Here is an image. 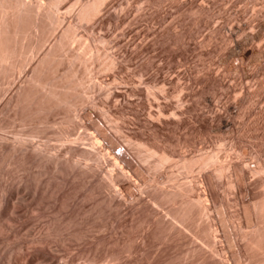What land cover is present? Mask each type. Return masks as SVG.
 Instances as JSON below:
<instances>
[{
  "label": "rangeland",
  "instance_id": "374dc122",
  "mask_svg": "<svg viewBox=\"0 0 264 264\" xmlns=\"http://www.w3.org/2000/svg\"><path fill=\"white\" fill-rule=\"evenodd\" d=\"M22 1L33 6L44 30L20 36L14 69L0 75V264H248L239 226L250 230L254 222L246 221L244 207L252 210L264 193L257 170L264 169V0H104L90 22L78 13L92 0H55L52 7V0ZM49 9L56 24L43 19ZM69 25L80 41L59 53ZM50 48L59 65L45 76L55 85L72 72L79 83L70 91L75 106L16 112L15 93ZM81 50L89 59L70 63ZM63 83L56 89L64 91ZM87 127L107 138L100 159L88 145ZM110 144L123 170L105 154ZM140 144L177 161L216 155L228 168L221 175L199 164L190 173L176 165L154 171L155 158L144 162ZM84 149L94 150L98 161H81ZM170 173L175 182H191V196L207 210L206 220H192V236L166 228L161 218L169 205L153 207L158 190L173 184ZM205 221L219 257L202 237L194 239L192 231Z\"/></svg>",
  "mask_w": 264,
  "mask_h": 264
},
{
  "label": "bare ground",
  "instance_id": "6f19581e",
  "mask_svg": "<svg viewBox=\"0 0 264 264\" xmlns=\"http://www.w3.org/2000/svg\"><path fill=\"white\" fill-rule=\"evenodd\" d=\"M49 1V0H48ZM75 1V0H74ZM106 1V0H105ZM111 1V0H110ZM51 2V1H49ZM60 2V0H59ZM104 2V0H92L90 2H87V3H83L80 7V10H79V13H78V17L81 21H88L91 17H94L96 11L100 10V7L99 5H101V3ZM107 2V1H106ZM43 3V2H42ZM39 4V3H38ZM47 4H50L52 7L53 5L56 4V1L55 0H52L51 3H48ZM58 4V3H57ZM37 5V4H36ZM43 6V5H41ZM47 6V5H46ZM102 6V5H101ZM104 6V5H103ZM102 6V7H103ZM109 6V5H108ZM48 7V8H50ZM59 7V5H58ZM35 8H37L35 6ZM38 9V8H37ZM40 9V8H39ZM38 9V10H39ZM79 9V8H78ZM43 11L46 10L45 8L42 9ZM70 10V9H69ZM68 10V11H69ZM42 11V12H43ZM53 11V10H52ZM58 11V10H57ZM71 11V10H70ZM34 12H35V9L33 8V6H31V4L25 2V1H22V0H0V75H5L7 72L6 71H9V68L12 67L14 65V61L15 60L14 58L17 56V55H20V53H18L17 51V43H18V40L20 39V36L21 38L23 39V36L27 37L28 35H32L29 34V32L32 31V29H37V25H38V20L35 19L33 16H34ZM73 12V11H72ZM56 13V12H55ZM36 14V13H35ZM99 14V12H98ZM97 14V15H98ZM56 15V14H55ZM38 16V14H37ZM42 16V15H41ZM39 17V16H38ZM54 15L52 14V12L49 10H47L45 13H44V17L43 19L45 18V22L47 20V22L49 21V23H57L58 21H56L54 18ZM59 17V16H58ZM77 17V16H76ZM40 21V19H39ZM80 21V23H81ZM90 22V20H89ZM87 22V23H89ZM42 23V22H41ZM48 23V24H49ZM78 23V22H77ZM45 24V23H44ZM47 24V25H48ZM53 24H49L48 26H52ZM82 24V23H81ZM40 25V23H39ZM43 25V24H41ZM73 25V24H72ZM77 25V24H76ZM83 25V24H82ZM54 26V25H53ZM78 26V25H77ZM76 26V27H77ZM43 27V26H42ZM47 27V26H46ZM57 27V26H56ZM66 27V26H65ZM75 27V26H74ZM40 26L38 27V30H39ZM52 28V27H51ZM54 28V27H53ZM78 28V27H77ZM35 29V30H36ZM43 29V28H40V30ZM65 29V28H64ZM28 30V31H27ZM31 30V31H29ZM44 30V29H43ZM42 30V31H43ZM50 30V29H49ZM53 30V29H52ZM28 32V34H27ZM39 32V31H38ZM50 32V31H49ZM61 32V31H60ZM79 32V31H78ZM37 33V32H36ZM40 33L42 34V32L40 31ZM45 34V33H44ZM44 34H42V36H44ZM27 35V36H26ZM35 35V34H34ZM38 35V34H37ZM48 35V34H46ZM45 35V36H46ZM50 35V34H49ZM52 35V33H51ZM74 35H77V34H74V29L72 27H70V25L67 27V29L64 30V32L61 33L60 37H59V40H58V43L56 45V51H64L63 48H65L67 45H69V43L73 40H76L77 41H80L79 39H75L76 36ZM51 37V36H50ZM49 37V38H50ZM28 38V37H27ZM31 38V37H30ZM29 38V39H30ZM41 40H42V37H40ZM40 38H38L40 40ZM44 38V37H43ZM47 38V37H46ZM81 38V37H80ZM83 38V37H82ZM81 38V39H82ZM24 40V39H23ZM22 40V41H23ZM28 40V39H27ZM38 40V42H40ZM44 40V39H43ZM32 41L34 42V40L32 39ZM46 41V39L44 40ZM42 42V41H41ZM19 43H21V40L19 41ZM28 43V42H27ZM36 43V42H35ZM81 43V42H80ZM84 43V42H83ZM33 44V43H32ZM44 44L43 42L41 43V45ZM19 45V44H18ZM39 45V44H38ZM40 45V46H41ZM85 45V44H84ZM88 45V44H87ZM37 46V45H36ZM44 46V45H43ZM52 46V45H50ZM71 46V45H70ZM68 46V49L69 47ZM80 45L78 44V47ZM23 47V46H22ZM28 47V46H26ZM42 47V46H41ZM40 47V48H41ZM84 47V46H83ZM89 46L84 47L86 50L88 49V51L90 52L91 50H89L88 48ZM32 49V47H30ZM39 48V49H40ZM44 48V47H42ZM80 48V47H79ZM78 48V49H79ZM83 48V49H84ZM23 49V48H22ZM21 49V50H22ZM26 49V48H25ZM49 49V48H48ZM51 51H47L45 52V54L42 56V58L40 60H38V64H36V66H34V68L31 70V75H29L30 77H28L26 83L25 84V87H23L22 89H20V91H18V93H15L17 94L16 97L14 98V101L12 102V106L11 108H15V111L20 108H30L31 106L34 105V107L36 108V112H39V113H42L44 110L46 109H51L53 107V109L55 107H61L62 105H69V106H72L73 105V96L71 95L70 91L72 92V90L75 88H77V86L79 85V83L73 81V79L75 78H71V75H72V72L70 74H67V75H63L61 76L63 81H65V84L63 82H61L62 80H57L56 79V82L58 81V83H63L65 87H62L64 88V91H59L56 89V87L58 86V83L54 85V83L50 82L51 80L48 79L47 76H45V70H47L48 72L52 69V68H55V66L58 64L59 65V58H58V61H57V56H56V51H52L53 49L50 48ZM55 49V48H54ZM82 49V48H81ZM91 49V48H90ZM96 49V48H95ZM94 49V50H95ZM67 50V49H66ZM84 51L86 52V54L83 52V50H81L84 55H82L83 53L82 52H79L78 54H75L73 57L71 56V62L72 63L73 61H79V63H81L80 61H87L88 59L84 58V56L88 55L87 51ZM93 50V49H92ZM98 50V49H97ZM20 51V50H19ZM26 52L28 50H25ZM33 51V50H32ZM72 51V50H70ZM69 51V53H70ZM24 51H22L23 53ZM41 52V50H40ZM67 52V51H66ZM65 52V53H66ZM76 52V51H74ZM98 52V51H97ZM30 53V51H29ZM33 54V52H31ZM34 53H38V50L37 52H34ZM56 53V54H55ZM60 53V52H59ZM68 53V52H67ZM68 53V54H69ZM91 53V52H90ZM97 54H100V53H97ZM96 54V55H97ZM103 54V53H102ZM25 55V53H24ZM23 55V56H24ZM61 55V54H60ZM93 55V54H92ZM32 57V56H31ZM67 57V56H66ZM89 57V56H88ZM94 57V56H93ZM100 57V56H99ZM103 57V56H102ZM20 58V57H19ZM22 58V57H21ZM20 58V59H21ZM25 58V56H24ZM30 58V57H29ZM33 58V57H32ZM61 58V57H60ZM65 58V57H64ZM97 58V57H96ZM95 58V59H96ZM93 59V58H92ZM98 59V58H97ZM103 58H101L102 60ZM107 59V58H106ZM24 60V59H23ZM32 60V59H31ZM30 60V61H31ZM62 60V59H61ZM104 60H105V56H104ZM110 60V58H109ZM64 61V60H63ZM96 62H98L96 60ZM112 62V61H110ZM13 63V64H12ZM104 63V62H103ZM108 63V62H107ZM115 64V61L113 62ZM113 63H109L108 64V68L107 70L109 69V65L113 64ZM12 64V66H11ZM19 64V63H18ZM61 64V63H60ZM74 65V63H72ZM90 62L87 64L89 65ZM105 64V63H104ZM103 64V65H104ZM30 64H28L29 66ZM84 65V64H83ZM107 65V64H106ZM20 66V65H19ZM81 66V65H80ZM85 66V65H84ZM73 67V66H71ZM87 67V66H86ZM104 67V66H103ZM13 68V67H12ZM10 68V69H12ZM17 68V67H15ZM20 68V67H19ZM67 68V67H66ZM75 68V67H74ZM84 68V67H83ZM101 68V67H100ZM111 68V67H110ZM14 69V68H13ZM85 69V68H84ZM88 69V68H87ZM105 69H106V66H105ZM67 70V69H66ZM83 70V69H82ZM13 71V70H11ZM16 70H14L13 72H15ZM19 71V70H18ZM53 71V70H51ZM56 71V70H55ZM73 71V70H72ZM85 71V70H84ZM90 71V70H89ZM102 71V70H101ZM27 72V71H26ZM70 72V71H69ZM77 72V70L75 71ZM9 73V72H8ZM50 73V72H49ZM64 73V72H63ZM47 74V73H46ZM57 74V73H56ZM59 74V73H58ZM66 74V73H65ZM76 74V73H74ZM73 74V76H75ZM50 75V74H48ZM82 75H84L82 73ZM85 75H86V71H85ZM57 76V75H56ZM72 76V77H73ZM81 76V75H80ZM89 77V75H87ZM85 76V77H87ZM25 77V76H24ZM54 77V76H53ZM77 77V76H76ZM7 78V77H6ZM51 78V77H50ZM2 79V78H1ZM0 79V80H1ZM76 79V78H75ZM85 79V78H84ZM55 80V79H54ZM52 80V81H54ZM78 80V79H77ZM82 80V79H81ZM85 81H89V80H85ZM81 82V81H80ZM11 84V83H10ZM82 84V82L80 83V85ZM86 84V82L84 83ZM82 84V85H84ZM15 86V85H14ZM13 86V87H14ZM56 86V87H55ZM63 86V85H62ZM21 87V86H20ZM79 87V86H78ZM82 87V86H81ZM85 87V86H84ZM13 89V88H12ZM11 89V90H12ZM81 88H79L80 90ZM77 90V89H76ZM83 91V90H82ZM75 92V91H74ZM73 94V93H72ZM76 95V94H75ZM11 96V95H10ZM15 96V95H14ZM12 96V97H14ZM11 97V101H12V98ZM5 101H9V98L8 100H5ZM84 100H82L83 102ZM10 102V101H9ZM9 104V103H8ZM7 105V104H6ZM78 105V104H77ZM75 105H73L74 107ZM6 107V106H5ZM8 107V106H7ZM10 107V106H9ZM22 107V108H21ZM13 108V109H14ZM17 108V109H16ZM33 108V107H32ZM62 108V107H61ZM76 108V107H75ZM73 108V109H75ZM78 108V107H77ZM19 109V110H20ZM27 109V110H28ZM31 109V108H30ZM10 110V108H9ZM12 110V109H11ZM18 110V111H19ZM26 110V111H27ZM23 111V110H22ZM31 111V110H30ZM32 111H35V109ZM13 112V111H12ZM17 112V111H16ZM15 112V114H16ZM28 112V111H27ZM25 112V113H27ZM46 112V111H45ZM29 113V112H28ZM33 113V112H31ZM35 113V112H34ZM33 113V114H34ZM14 114V115H15ZM23 114V113H22ZM31 114V115H33ZM38 114V113H36ZM43 114V113H42ZM68 114V113H67ZM25 115V114H24ZM23 116V115H22ZM28 116V114H27ZM67 117V116H66ZM31 118V117H29ZM23 119V118H22ZM21 119V120H22ZM24 119L26 120L27 118L24 117ZM90 119V118H89ZM89 121V120H88ZM95 123V122H94ZM98 125V124H97ZM95 125V131L100 129L98 128L99 126ZM93 127H87L85 128L87 132H89L90 134H87V136L89 135L91 137V139L89 140L90 144H88L90 146L91 149H94L96 152L97 150H99L100 148V144H101V139L102 137H99L101 135H94L95 132H91V129ZM93 128V129H94ZM85 131V132H86ZM102 131V130H101ZM31 132V131H30ZM97 132V131H96ZM100 132V131H99ZM98 133V132H97ZM96 133V134H97ZM101 133V132H100ZM29 136L30 137H33V134L31 133V135H27V137ZM24 137V136H23ZM34 138V137H33ZM83 138V137H82ZM87 138V137H86ZM89 138V137H88ZM28 139V138H27ZM35 139V138H34ZM107 138L103 137V141L106 140ZM17 140V139H16ZM21 141V139H19ZM18 140V141H19ZM25 140V139H24ZM23 140V141H24ZM29 140V139H28ZM81 140V138H80ZM78 140V141H80ZM85 140V139H84ZM87 140V141H88ZM17 141V142H18ZM26 141V140H25ZM24 141V142H25ZM32 141V140H30ZM29 141V142H30ZM82 141V140H81ZM73 142V141H72ZM85 142V141H84ZM83 142V143H84ZM107 142V141H106ZM23 143V142H22ZM20 143H18L17 145H19ZM24 144V143H23ZM33 144V143H32ZM16 145V144H15ZM34 145V144H33ZM84 145V144H83ZM146 145V143H145ZM11 146V145H10ZM22 146V145H21ZM20 146V147H21ZM114 146L115 145H112L110 144L108 147H105L103 150H105V154L108 155V157H110V160H112L113 162V165L112 166H117L120 168V170H123L124 168L121 166V163L120 161H122L120 158H118L115 154H112V151L115 150L114 149ZM1 147V146H0ZM13 147V146H12ZM11 147V148H12ZM16 146H14L15 148ZM18 147V146H17ZM31 147V146H30ZM139 147V150H138V154H140V157H142L144 160L146 159H152V158H155V161L154 163L152 164L151 166V170H154V171H158V170H164L165 166L167 165H171L176 167L179 169V170H184L182 171L183 173L187 170V173H190V170L192 169V166H194V164H199L200 167L204 168V169H208L209 165L211 167L212 166H215L213 169L216 170L217 174L221 175L222 173V170H226L228 168L225 167V165H223V162L221 163L220 161H222L220 159L219 161V156H216V155H200L198 156V158L196 159H189V158H182L180 157L181 160L177 161L176 159L174 160V158L169 155V154H166L165 152H159L157 151L156 149H150V148H146L147 146H144V145H141L140 146L138 145ZM12 148V149H14ZM84 148V147H83ZM95 148H98V149H95ZM102 148V146H101ZM10 149V150H12ZM18 149V148H17ZM16 149V150H17ZM21 149V148H20ZM32 149V148H31ZM88 149V147H87ZM87 149H84V150H80V154H79V157H81V161L82 160H95L96 158V153L94 152V150H91L89 149V151ZM125 149V148H124ZM1 150V149H0ZM72 150V149H70ZM128 150V149H127ZM100 151V150H99ZM125 151L126 150H123V155H125ZM136 151V150H135ZM9 152V151H8ZM12 152V151H11ZM10 152V153H11ZM129 152V151H128ZM46 153V152H45ZM44 153V154H45ZM98 153V152H97ZM12 154V153H11ZM93 154V155H92ZM95 154V155H94ZM99 154V153H98ZM97 154V157L99 156H102L101 154L98 155ZM42 155V154H41ZM47 155V154H45ZM44 155V157H45ZM49 156V155H48ZM47 156V157H48ZM122 157V156H121ZM184 157V156H183ZM24 158V157H23ZM49 158V157H48ZM52 158V157H51ZM83 158V159H82ZM193 158V157H192ZM45 159V158H44ZM97 159V158H96ZM100 159V157H99ZM179 159V158H178ZM47 160V159H46ZM49 160V159H48ZM55 160V159H54ZM146 160L144 162H146ZM52 161V160H51ZM80 161V162H81ZM98 161V159L96 160ZM226 161V160H225ZM224 161V162H225ZM86 162V161H85ZM93 162V161H91ZM228 162V161H227ZM58 163V162H57ZM97 163V162H96ZM53 164V163H52ZM226 164V163H225ZM250 164V163H249ZM253 164V163H252ZM54 166H56L55 164H53ZM83 165V163H82ZM85 165V164H84ZM87 165V164H86ZM85 165V166H86ZM129 165V164H128ZM227 165V164H226ZM58 166V165H57ZM77 166V165H76ZM74 166V167H76ZM250 166V165H249ZM82 167V166H81ZM130 167V166H129ZM208 167V168H206ZM113 168V167H112ZM249 168V167H248ZM251 168V166H250ZM249 168V169H250ZM256 168V167H255ZM80 169V168H79ZM78 169V170H79ZM118 169V168H117ZM150 169V168H149ZM169 169V168H168ZM201 169V168H198V170ZM202 169V170H204ZM248 169V170H249ZM87 170V169H86ZM92 170V168H91ZM116 170V169H115ZM119 170V169H118ZM252 170V169H251ZM257 170H259V172L263 173L264 174V169L262 167H260L258 165V168ZM180 173V172H179ZM258 173V171H257ZM261 173V174H262ZM171 174V173H170ZM243 174V173H242ZM189 175V174H188ZM238 180L241 182L242 181V177L243 175H239L238 174ZM263 176V175H262ZM112 177V176H111ZM110 177V179L112 180V178ZM169 179L170 181L173 182V184L170 186V188H164V189H159L158 190V187L157 190V195H156V198L154 199V202H153V207H160V206H163V205H169L170 207L167 208L165 214H162L163 215V218L159 217L162 219V222L165 223L167 226L166 228L170 229V230H175V232H180L182 234V232L185 234L186 233V230H188V232L191 230V226L193 225L194 222L192 221L195 217L196 218H204L207 214V210L205 208V206L203 207L202 206V199L199 198H193L191 196L193 192V188H192V185L190 184L191 182H183V183H178V182H175L176 180V177L173 176V174H171L169 176ZM113 180H115L113 178ZM117 182V181H116ZM243 182V181H242ZM113 183V182H112ZM208 183V182H207ZM116 184V183H115ZM115 186V185H114ZM194 187V186H193ZM163 188V187H162ZM209 188V187H208ZM214 192V191H213ZM154 194V193H153ZM156 194V193H155ZM154 194V196H155ZM153 196V195H152ZM212 198V197H211ZM216 200V199H215ZM151 202V201H150ZM148 205V203H147ZM151 206V205H150ZM245 209V212L248 217L246 219V221L248 222V218L250 219L249 221L250 222H254L253 224L251 223L250 227V230H244L243 227H240L239 226V236H240V240L243 241L244 243V249H245V253L248 254V259H249V263L248 264H264V193H263V196L258 199L255 203H254V207L252 210H250V208L247 206L244 207ZM151 209V208H150ZM159 209V208H158ZM166 209V208H165ZM162 210V209H161ZM153 211V210H152ZM157 212V211H156ZM158 213V212H157ZM159 214V213H158ZM219 214V213H218ZM153 215V213H152ZM151 215V216H152ZM208 217V216H207ZM252 217H255V220H253ZM158 218V217H157ZM205 219V218H204ZM159 220V219H158ZM206 220V219H205ZM157 221V220H156ZM193 222V223H192ZM221 223V222H220ZM159 224V223H158ZM164 224V225H165ZM208 224L206 223L205 221V225L203 226L202 230H198V232L194 231L193 228H192V232H193V236L195 237L194 239H197L198 236L202 237V239H204L203 241L206 242L205 245H207L211 250H210V253L211 256L213 257L214 255H217L216 254V251L213 249V241H212V238L210 235V231H209V226H207ZM223 225V224H221ZM194 226V225H193ZM225 226L224 225V230H225ZM165 227V226H164ZM222 227V226H221ZM227 227V226H226ZM194 228H197V227H194ZM234 228V227H233ZM246 229V228H245ZM223 230V229H222ZM227 230V229H226ZM226 230L224 231L226 233V235L228 234L226 232ZM235 230V229H234ZM169 231V230H168ZM228 231V230H227ZM177 234V233H176ZM189 234V233H188ZM238 234V233H237ZM192 236V233L190 231V234ZM224 235V234H223ZM225 235V238L227 237ZM179 236H181L179 234ZM190 236V237H191ZM238 236V237H239ZM187 237V236H186ZM180 238V237H179ZM193 238V237H192ZM224 238V239H225ZM228 238V237H227ZM188 239V238H187ZM190 239V238H189ZM193 239V240H194ZM201 239V238H200ZM230 239V238H229ZM227 240V239H226ZM192 241V240H191ZM195 241V240H194ZM229 241V240H228ZM227 241V242H228ZM241 241V242H242ZM190 242V241H189ZM197 242V241H196ZM200 242V241H199ZM216 242V241H215ZM230 242V241H229ZM194 243V242H193ZM198 243V242H197ZM192 244V243H191ZM216 244V243H215ZM204 245V246H205ZM200 246V245H199ZM203 246V245H202ZM206 246V247H207ZM192 247V246H191ZM204 248V247H203ZM200 249V248H199ZM189 250V249H188ZM196 250V249H195ZM198 250V249H197ZM206 250V248H205ZM199 251V250H198ZM203 251V250H202ZM193 252V251H192ZM209 252V251H207ZM195 253V251H194ZM198 253V252H197ZM189 254V253H188ZM201 254V252H200ZM219 254V253H218ZM197 255V254H194V256ZM205 255V254H203ZM233 255V254H232ZM186 256H187V253H186ZM201 256V255H199ZM198 256V257H199ZM206 256V255H205ZM210 256V257H211ZM218 256V255H217ZM234 256V255H233ZM232 256V258H233ZM236 256V255H235ZM191 257V254L190 256ZM219 257V256H218ZM194 258V257H193ZM207 258V256H206ZM199 259V258H198ZM212 259V258H211ZM219 259V258H218ZM222 259V258H221ZM213 260V259H212ZM205 261V260H204ZM210 261V260H208ZM204 263V262H203ZM213 264H217L215 261L212 262ZM211 263V264H212ZM206 264V263H205Z\"/></svg>",
  "mask_w": 264,
  "mask_h": 264
}]
</instances>
